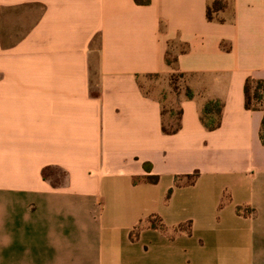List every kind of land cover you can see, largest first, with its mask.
<instances>
[{
    "label": "crops",
    "instance_id": "obj_1",
    "mask_svg": "<svg viewBox=\"0 0 264 264\" xmlns=\"http://www.w3.org/2000/svg\"><path fill=\"white\" fill-rule=\"evenodd\" d=\"M210 1L0 0V264H264V0Z\"/></svg>",
    "mask_w": 264,
    "mask_h": 264
},
{
    "label": "trees",
    "instance_id": "obj_2",
    "mask_svg": "<svg viewBox=\"0 0 264 264\" xmlns=\"http://www.w3.org/2000/svg\"><path fill=\"white\" fill-rule=\"evenodd\" d=\"M136 2L140 5H149L151 0H136ZM227 7V2L225 0H211L208 9H207V17L210 21L215 19V14L223 11ZM169 65L174 63V59H168ZM181 76V75H180ZM182 78V77H181ZM174 87V86H173ZM179 88V87H178ZM175 89V88H174ZM187 97L189 99L194 98V94L187 90ZM245 99H246V108L251 111H262L264 113V80H255V79H248L245 84ZM170 114V118L176 116L175 113L169 112L164 110L163 116H167ZM181 112L177 114L178 119L176 122L166 124L163 123V131L167 134H176L181 129L180 118ZM222 114H223V104L220 101H212L205 105L202 111L201 121L203 125L209 131H215L220 128L221 121H222ZM260 140L261 143L264 145V118L262 121L261 131H260ZM147 170L151 169L150 165H146ZM147 181L150 183L156 184L159 181L158 177H149ZM194 182V180H193ZM192 182V183H193ZM172 190L169 193L171 195ZM239 213H242V209H239ZM246 215H252L253 212L250 208L244 210ZM148 225L150 229L160 231L162 233L169 232V228L164 224L161 217L154 215L149 217L148 219L142 221L132 232L131 238L136 240L140 232L143 230L144 226ZM175 234H180L187 232L191 234V224H183L176 227L173 231Z\"/></svg>",
    "mask_w": 264,
    "mask_h": 264
},
{
    "label": "rangeland",
    "instance_id": "obj_3",
    "mask_svg": "<svg viewBox=\"0 0 264 264\" xmlns=\"http://www.w3.org/2000/svg\"><path fill=\"white\" fill-rule=\"evenodd\" d=\"M172 60V58H169ZM184 80L181 78L180 75H174L172 77H165V76H154L149 77L147 79H142V88L143 91L147 94L154 95L155 97H158L160 99H167L171 94H167V91L169 90V87L172 85L175 89H178V87H183ZM167 102L166 104H168ZM169 111V110H167ZM170 116H167V122L169 121Z\"/></svg>",
    "mask_w": 264,
    "mask_h": 264
}]
</instances>
